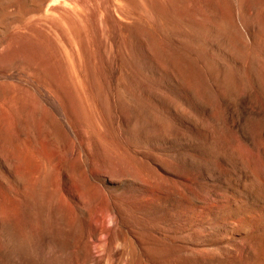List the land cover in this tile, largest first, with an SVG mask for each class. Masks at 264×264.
I'll return each instance as SVG.
<instances>
[{
    "label": "rangeland",
    "instance_id": "obj_1",
    "mask_svg": "<svg viewBox=\"0 0 264 264\" xmlns=\"http://www.w3.org/2000/svg\"><path fill=\"white\" fill-rule=\"evenodd\" d=\"M0 264H264V0H0Z\"/></svg>",
    "mask_w": 264,
    "mask_h": 264
}]
</instances>
